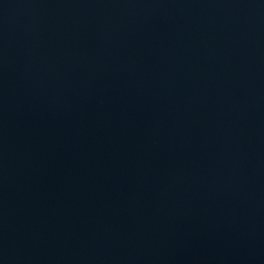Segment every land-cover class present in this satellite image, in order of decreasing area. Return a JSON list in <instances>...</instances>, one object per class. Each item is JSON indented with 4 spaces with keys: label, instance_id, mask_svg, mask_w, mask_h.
I'll return each mask as SVG.
<instances>
[{
    "label": "water",
    "instance_id": "water-1",
    "mask_svg": "<svg viewBox=\"0 0 264 264\" xmlns=\"http://www.w3.org/2000/svg\"><path fill=\"white\" fill-rule=\"evenodd\" d=\"M0 264H264V0H0Z\"/></svg>",
    "mask_w": 264,
    "mask_h": 264
}]
</instances>
